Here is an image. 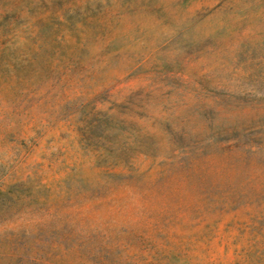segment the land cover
Returning a JSON list of instances; mask_svg holds the SVG:
<instances>
[{
  "label": "rangeland",
  "instance_id": "rangeland-1",
  "mask_svg": "<svg viewBox=\"0 0 264 264\" xmlns=\"http://www.w3.org/2000/svg\"><path fill=\"white\" fill-rule=\"evenodd\" d=\"M0 264H264V0H0Z\"/></svg>",
  "mask_w": 264,
  "mask_h": 264
}]
</instances>
